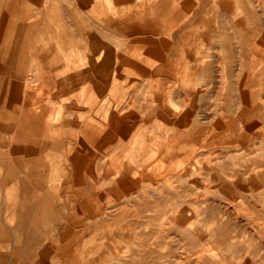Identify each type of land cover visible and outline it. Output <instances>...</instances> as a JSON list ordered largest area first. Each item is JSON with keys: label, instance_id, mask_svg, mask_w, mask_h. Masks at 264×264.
<instances>
[{"label": "rangeland", "instance_id": "1", "mask_svg": "<svg viewBox=\"0 0 264 264\" xmlns=\"http://www.w3.org/2000/svg\"><path fill=\"white\" fill-rule=\"evenodd\" d=\"M99 1L107 11H122L160 0ZM188 1L168 0L170 4H187ZM195 1L198 0H193L192 8ZM226 1L230 3L227 13L219 12L216 0L203 3L215 29L212 35L215 40L194 39L193 29L186 35L187 41L191 39L188 48L196 56L207 55L206 60L213 64L193 80H185L204 90L202 96L195 99L199 110L191 112L190 117L195 119L194 126L200 128L201 134L210 135L216 120L237 110L240 99L237 93L230 91L229 81L235 83L249 77L247 81L263 105L260 113L254 112L251 116L254 126L249 127L250 134L244 136L250 137L237 146L234 134L230 132L219 137L220 140L197 136L195 149L193 141L175 146L167 142L163 146L166 150L160 147L161 153L151 156L145 163L138 156L139 147L144 142L148 145L146 140L151 137L139 130V119L135 115L139 98L149 97L158 85L156 79L139 81V88H136L138 73L125 63L116 62L121 73L113 81L106 84L95 81L93 86L95 77L91 69H87L89 72L71 70L80 59L73 48L64 57L69 70L62 80L69 78L68 87L60 92L59 88L46 86L53 79L57 81L55 78L59 79L60 72L51 75L44 72L41 60L22 47L20 55L18 50L15 53L11 48L10 24L0 26V38L8 40L5 56L0 55V111L10 112L6 106L17 105L23 111L29 105L34 107L35 127L37 125L36 131L40 133L31 136L19 126L15 115L5 119L10 114L0 113V264H74L77 260L80 264H264V184L258 186L253 180L254 175L264 174V142L258 138L264 133V0ZM63 5L68 7V2ZM243 6L252 7V21L247 20ZM107 11L101 9L98 13L107 18ZM232 20L244 21L243 39L247 41V47L237 42ZM50 21L52 23L54 18ZM222 29L227 31L228 39L234 44L232 53L223 48ZM14 35H17L16 31ZM114 38L111 45L107 40L99 41L100 48L115 50L121 47L129 53L127 58L130 55L137 59L146 56L145 47L139 43V34L133 32L128 38L117 33ZM252 48L260 52L254 72L246 68L253 58ZM168 49L174 57L172 43ZM224 54L232 57L230 69L220 64ZM76 59L77 64H73ZM153 62L151 59L147 64ZM158 79L162 89L173 86L174 79L164 75ZM91 91L96 93L97 110H88L89 113L82 115L79 112L85 106L76 105L74 99L85 100L83 103L91 101V98L86 99ZM60 96L69 101L60 100ZM218 96L222 97L220 110L216 104L209 105ZM12 97H19V103H12ZM168 104L175 112L183 109L181 99H172ZM156 108L153 117L159 119L160 111ZM250 115L245 116V123ZM42 116L46 118L43 123L39 122L43 121ZM98 116L108 122L110 133L115 132L105 137L104 142L99 140L101 143L94 145L98 140L90 129L94 117ZM232 126L234 128L235 124ZM124 127L132 133L121 135ZM157 127L161 131L170 128L165 121H160ZM190 149L194 151L190 152ZM175 152L180 153L179 156ZM37 154L41 156L37 157ZM148 174L156 177V183L142 181ZM130 175L134 179L132 183L135 182L129 185L133 192L127 199L123 198L122 187L114 186L110 179L116 177L117 181L125 183L124 177ZM201 229L205 233H201ZM198 234H203L202 238L199 239Z\"/></svg>", "mask_w": 264, "mask_h": 264}, {"label": "crops", "instance_id": "2", "mask_svg": "<svg viewBox=\"0 0 264 264\" xmlns=\"http://www.w3.org/2000/svg\"><path fill=\"white\" fill-rule=\"evenodd\" d=\"M65 1L68 2V7L66 5H63ZM87 1L89 2V0H0V26L2 27L5 22L10 24L11 48H13V51L15 53L18 50V55H20L21 52H19V49L21 47L23 50H25V52L29 53L30 51L31 55L37 57L39 61L42 59L40 63L41 70L46 73H55V71L60 72L61 75L59 74V79H61L62 77L64 78L68 76V63L64 58L69 53L68 51L74 48V51L78 55H80V48L77 45L78 42H82L84 38V35L80 33V29L82 28L81 26H83L82 24L89 22L86 19L88 17L84 11V4L88 6V9L89 7L92 8L93 11L99 12L101 9L107 11L102 7V4L99 0H90L91 3H87ZM204 1L205 0L195 1L196 4L194 8H192L193 0H189L187 4L183 2L178 4H170L168 0H160L156 1L152 5L144 3L140 6L128 7L126 9H123L124 11H126L125 13L123 10L122 13L118 10H108L106 12L107 18L104 19V17H102L104 21L96 18L95 16L90 17V21L92 20V31L89 32V38L95 41V44H97L98 46H100L101 42L99 41L101 40H107L111 45L113 39H115V34L117 33L128 36V38H130L132 33L135 32L139 34V43L145 47L146 56H141L139 59L132 57L131 55L129 58H127L126 56L129 55V53H127L126 50L121 49V47L115 50L106 48L111 51L112 56L105 62H98L94 64L91 69L92 75L96 77L94 78L93 86L95 85V81H99L98 83L102 84H106L111 80L113 81V79L121 73L120 68L118 70V67H116V62L120 64L125 63V66L131 67L138 73V82L134 85V87L136 88H139V81L141 82L145 79H156L158 83L157 87H154L151 90L149 97L141 98L143 100L139 98L138 107L136 108L137 112L135 111V117L139 119V130H141L143 134L150 135L151 137V140H146L147 143L149 142L148 145H145L144 142L143 144H140L139 147L138 156L140 157V159L142 158L143 163H145L144 161H150L151 156L154 157V155L157 156V154H160L161 148L165 149L163 146H166L167 142L171 143L172 146H175L177 144L180 145L186 141H193L192 145H194L195 149L194 141L195 137L197 136H211L216 138V140H220L219 137L222 138L224 135H227L230 132V134H234L236 145L238 146L239 143H242L244 139L248 140L250 137L247 136L245 138L244 136L245 134H250V131H248V129L249 127L252 128L254 126V124L251 122V116L253 115V113L257 111L260 113L261 110H263V105H260L259 99L256 98L255 91L251 89V83H248L247 81L249 77H244L241 81L235 83L230 80L228 85L230 91L232 93H237L238 98L240 99L235 113L232 115H227L224 118H221V116V119L216 120L215 124L212 127L213 129L210 135L201 134L200 128L194 126L195 119H191L190 115L191 112H197L199 110L200 107L195 105L194 102L196 101L195 99L197 97L202 96L204 90L194 83L191 84L190 82H185V80H193L194 77L200 75V72H202V70H209L213 66V64L210 60H206L207 55L195 56V54L188 48V44L190 43L191 39L190 41H187L186 34L192 28L195 31L194 39H199L201 41H209V39L215 40L212 36L215 29L212 28L211 19L207 17L208 11L206 10L205 12L203 8ZM216 2L219 7V12L228 11L230 5L228 1L216 0ZM195 7H198V9H195ZM242 10L247 15V20L249 22L252 21L254 15L252 7L243 6ZM75 13L77 16H75ZM51 18H54V21L52 23L50 21ZM243 22L244 21L236 22L232 20V27L236 31L237 42L243 47H247L246 45L248 43L243 39ZM15 31L17 32V35H14ZM221 33L224 34L223 40L222 38H220L224 42L223 48L232 53L231 49L234 47V44H231L230 38L228 39L229 35L227 34V31L225 29H222ZM165 34H168V37H165ZM68 40H74L76 42V46L69 47ZM7 42L8 40L6 38H0V55L2 54V56H5V52L7 51ZM171 43L173 44V48L175 49L174 54L176 53L172 61V56H170L171 53L169 55L168 49ZM250 51L253 55V58L252 61L247 64L246 68L248 69V71L254 72L256 69V63L259 60L257 56L260 52L254 48L250 49ZM151 59H154L155 62L151 63L152 65L147 64V62ZM201 59H205V61H201ZM226 59L229 60L227 61ZM230 61L232 62L230 63ZM76 62H78V59H76ZM220 64L223 65L224 68H227V66L229 65V69L230 67H233V60L231 58V55L229 54V56H227V54H224L223 59L220 60ZM196 70L199 73H197ZM76 71L78 72V70ZM163 75L166 78L174 79L173 81L176 80L177 83L173 82V86L167 90L162 89L159 85L158 77ZM227 78L230 79V75L228 76L227 74ZM62 79L60 81H63ZM56 80H58V77H56ZM244 81H246V83ZM151 86L153 87V84ZM65 87L67 88V83H65ZM158 96L160 97L159 99ZM94 97L97 98L96 93ZM65 98L66 97L64 96H60V100L65 101ZM175 98L181 99L183 109L180 112H175L168 106V102ZM18 99L19 97H15V99L13 98L12 103L15 102L16 104H18ZM221 99L222 97L218 96L217 98H214L215 101L213 103H210L209 105H219L218 109L220 110ZM130 102L131 101L129 100V103ZM156 106L160 111L159 119L153 117L156 116V113H154V108H156ZM248 111L251 115L250 117H248V122L246 121L245 123V116L247 115L246 113H248ZM1 113L10 114L6 116L5 119H12L14 115L17 119V117L19 116V111H15L13 113L12 111ZM149 113L151 114V116ZM96 118L97 119H94V123L97 128H100L99 125L102 123L103 125H105V129H107V132L103 133L101 130L96 131L94 125L91 133L93 134V136L97 137L98 140V143L94 145H98L99 143L104 142L105 137L110 136L111 134H113V132H115H109L110 127L107 121L98 119L101 118L100 116ZM160 121L167 122L168 125H170V128H168V130L166 131H161L160 127H157V125L160 124ZM127 122L128 121H126L125 124H127ZM233 124H235L234 128L232 126ZM126 132L132 133L131 129L128 130V127H124L121 135L126 134ZM156 136H158L159 138H156ZM258 138L262 142H264V133L262 135H259ZM108 145H104L103 147L106 148L108 147ZM194 149H190V152L194 151ZM175 153L177 156H179L178 152ZM165 155L169 156V153H166ZM144 158L147 160H145ZM117 160L118 157H116V162ZM127 165L128 164H125L124 166ZM171 165L174 166V164ZM193 165L195 166V164ZM150 176L151 175L148 174V178L146 177L145 179H143V181L148 179L153 184L156 183V177ZM125 177V183L117 181L115 179L116 177H113L114 179L110 180L111 183L115 184L114 186L118 185L122 187L124 191L123 198L128 199L130 196V192L132 191L131 188H129V185H131L133 179L131 178V176H129L128 178ZM253 177L254 183L258 186L259 184H264V174H257V176L254 175ZM102 179L103 181L106 180L105 177H102ZM125 190L129 192H126ZM115 196L117 197V195ZM74 264H80V261L77 260L76 262H74Z\"/></svg>", "mask_w": 264, "mask_h": 264}, {"label": "bare ground", "instance_id": "3", "mask_svg": "<svg viewBox=\"0 0 264 264\" xmlns=\"http://www.w3.org/2000/svg\"><path fill=\"white\" fill-rule=\"evenodd\" d=\"M89 2H90V0H89ZM88 1H87V3H89ZM91 3V2H90ZM2 4H4V3H2ZM84 6H85V9H84V11H85V13H86V15H87V17L89 18H86L89 22L88 23H84V24H82L83 26H81L82 28L80 29V27H79V29H80V33L82 34V35H84V38H83V40H82V42H78V47L80 48V55H79V57H80V59H79V62H78V64H77V62L75 61L73 64H77V66H74V67H72L71 68V70L72 71H74V69H77L78 70V72H83V69L84 70H87L88 68L89 69H92V66L94 65V64H96V63H98V62H105L107 59H109L111 56H112V53H111V51H109L108 49H106V48H104V49H101L100 48V46H98L97 44H95L96 42L95 41H93L92 40V42L90 43L89 42V32H91L92 31V24H91V21H90V17L91 16H95L96 18H99V19H101V20H103L104 21V19H106V17L103 19L100 15H99V13L97 12V11H93V9L92 8H90L89 7V9H88V6L86 5V4H84ZM72 8V7H71ZM84 8V7H83ZM99 9V8H98ZM2 10V9H1ZM22 10V9H21ZM139 10V9H138ZM14 11V10H13ZM124 11V10H123ZM136 11V10H135ZM134 11V12H135ZM2 12V11H1ZM126 11H124V13H125ZM202 12V11H201ZM73 13V12H72ZM121 13H122V11H121ZM132 13H133V11H132ZM17 14H18V12H17ZM23 14V13H22ZM129 14V13H128ZM200 14V13H199ZM119 15V14H118ZM130 15V14H129ZM201 15V14H200ZM15 16V15H14ZM28 16V15H27ZM75 16H77L76 15V13H75ZM74 16V17H75ZM202 16V15H201ZM198 17V16H197ZM119 18V17H118ZM201 18V17H200ZM11 19V18H10ZM9 19V20H10ZM14 19V18H13ZM79 19V18H78ZM198 19V18H197ZM202 19V18H201ZM8 20V19H7ZM119 20V19H118ZM4 21H6V20H4ZM3 21V22H4ZM113 21V20H112ZM199 21V20H198ZM2 22V23H3ZM78 22V21H77ZM165 22V21H164ZM197 22V21H196ZM6 23V22H5ZM118 23V22H117ZM80 24V23H79ZM163 24H165V23H163ZM81 25V24H80ZM112 25V24H111ZM110 25V26H111ZM182 25V24H181ZM191 27H193V26H191ZM121 28V27H120ZM119 28V29H120ZM180 28V27H179ZM192 29V28H191ZM6 31V30H5ZM162 32V31H161ZM8 33V32H7ZM181 33V32H180ZM6 35V34H5ZM179 35V34H178ZM187 35V34H186ZM200 37H202V36H200ZM199 37V38H200ZM182 38V37H181ZM127 39V38H126ZM148 39V38H147ZM179 39H180V37H179ZM179 39H178V41H179ZM91 40V39H90ZM152 40V39H151ZM183 40V39H182ZM140 41V40H139ZM177 41V42H178ZM142 42V41H141ZM206 42V41H205ZM175 44V43H174ZM183 44V43H182ZM68 45H69V47L70 46H72V47H75L76 46V42L74 41V40H68ZM43 47H45V46H43ZM177 49V48H176ZM10 50V49H9ZM40 51V50H39ZM177 51V50H176ZM10 53V52H9ZM38 53V52H37ZM36 53V54H37ZM176 54V53H175ZM188 54V53H187ZM2 55V54H1ZM170 55V54H169ZM172 56V55H171ZM190 56V55H189ZM196 56V55H195ZM198 58V57H197ZM232 58V57H231ZM4 59V58H3ZM42 60V59H41ZM173 60V57H171V61ZM231 60V59H230ZM1 61V60H0ZM7 61V60H6ZM168 61V60H167ZM43 62V61H42ZM45 62V61H44ZM232 61H230V63H231ZM10 63H11V61H10ZM13 63V62H12ZM1 64V63H0ZM3 64H5V63H3ZM173 64H175V63H173ZM152 65V64H151ZM1 66V65H0ZM12 66V65H11ZM230 66V65H229ZM175 67V66H174ZM177 67V66H176ZM201 67V66H200ZM8 68V67H7ZM15 68V67H14ZM171 68V67H170ZM16 69V68H15ZM169 69V68H168ZM168 69H166V70H168ZM172 70V69H171ZM197 71V70H196ZM7 72H8V69H7ZM31 72V71H30ZM87 72H89L88 70H87ZM171 72H173V71H171ZM10 73L11 72H9V75H10ZM13 73V72H12ZM16 73V72H15ZM72 73H74V72H72ZM182 73V72H181ZM197 73H199L198 71H197ZM50 74V73H49ZM69 74H71V73H69ZM78 74V73H77ZM76 74V75H77ZM175 74V73H174ZM51 75V74H50ZM54 75V74H53ZM72 75V74H71ZM85 75V74H84ZM153 75V74H152ZM70 76V75H69ZM78 76V75H77ZM89 76V75H88ZM83 77V76H82ZM90 77V76H89ZM92 77V76H91ZM94 77V76H93ZM102 77V76H101ZM55 78V77H54ZM96 78V77H95ZM56 79V78H55ZM62 79V78H61ZM61 79H58L57 81H55L54 79L51 81V84H47L46 86L47 87H50V86H52V89H55V88H59L60 90V92H62L63 90H65L66 89V87H65V83H67V87H68V80H69V78H66L65 80H63V81H60ZM86 79V78H85ZM91 79V78H90ZM99 79V78H98ZM172 79V78H171ZM75 80V79H74ZM86 80H88V79H86ZM89 81V80H88ZM53 82V83H52ZM82 82V81H81ZM97 82H99V81H97ZM105 82V81H104ZM173 82H175V81H173ZM179 82V81H178ZM245 83H246V81H244ZM77 85V84H76ZM239 85V84H238ZM241 85V84H240ZM247 85H249V84H247ZM78 87V86H77ZM248 87V86H247ZM250 87V86H249ZM113 88V87H112ZM242 88V87H241ZM245 88V87H244ZM75 89H76V87H75ZM78 89V88H77ZM87 90H88V92H89V88H87ZM250 90V89H249ZM68 91V90H67ZM234 92V91H233ZM252 93V92H251ZM62 94V93H61ZM29 95V94H28ZM108 95V94H107ZM56 96V95H55ZM252 97V96H251ZM28 98V97H27ZM91 98V101H89L88 100V102H86V103H83V102H85V100H83V101H81V100H78V99H74V101H75V103H76V105L77 104H81L82 106H85V109H83L81 112H79V113H81L82 115H85V114H87V113H89V112H87L88 110H91V112H94V111H96L97 110V101L95 100L96 98L94 97V91H91V93H88V96L86 97V99H90ZM160 97L158 96V99H159ZM10 99V98H9ZM8 99V100H9ZM7 100V99H6ZM28 100H30V99H28ZM105 100V99H104ZM108 100V99H107ZM163 100V99H162ZM162 100H161V102H162ZM26 101V100H25ZM69 101V99H66L65 100V102L67 103ZM160 101V100H159ZM189 101V100H188ZM43 102V101H42ZM110 102V101H109ZM254 102V101H253ZM169 103V102H168ZM195 103V102H194ZM74 104V103H73ZM84 104V105H83ZM162 104V103H161ZM164 104V103H163ZM24 105H25V103H24ZM28 105V104H27ZM26 105V106H27ZM45 105V104H44ZM47 105V104H46ZM49 105V104H48ZM72 105V104H71ZM78 105V106H79ZM169 106V105H168ZM219 106V105H218ZM13 107V108H12ZM25 107V106H24ZM163 107V106H162ZM213 107V106H212ZM77 108V107H76ZM192 108H194V107H192ZM198 108V107H197ZM5 109H7V110H9L10 109V111H12V112H15V111H19V116L17 117V122L19 123V126L23 129V130H25V131H27V133H29V135H31V136H36V135H38V134H40L38 131H36V130H38L39 128H37V125H36V127H35V119L33 118V112H35L34 110H35V108L34 107H30V105L26 108V111H23V110H20V107H18L17 105L16 106H6L5 107ZM81 109V108H80ZM180 109V108H179ZM67 110V109H66ZM86 110V111H85ZM155 110V109H154ZM153 110V111H154ZM194 111V110H193ZM251 111V110H250ZM90 112V113H91ZM253 112V111H252ZM251 112V113H252ZM1 113V112H0ZM49 113V112H48ZM248 113H249V111H248ZM2 114V113H1ZM150 114V113H149ZM161 114H162V112H161ZM180 114V113H179ZM178 114V115H179ZM194 114V113H193ZM247 114V113H246ZM167 115V114H166ZM238 115V114H237ZM150 116H151V114H150ZM164 116V115H163ZM39 117V116H38ZM43 117V118H42ZM42 117H40V119H43V121H39V122H41V123H43V122H45V117L44 116H42ZM107 117V116H106ZM176 117H178V116H176ZM239 117V116H238ZM35 118H36V116H35ZM48 118V117H47ZM150 118V117H149ZM242 118V117H241ZM71 119H73V118H71ZM80 119V118H79ZM94 119H97L96 117H94ZM10 120V119H9ZM70 120V119H69ZM139 121V120H138ZM120 122V121H119ZM2 124V123H1ZM186 124V123H185ZM45 125V124H44ZM94 125H95V123L94 124H92L91 126V129L90 130H92V128L94 127ZM143 125V124H142ZM83 126H86V123H85V125H83ZM123 126V125H122ZM170 126V125H169ZM172 126H174V125H172ZM172 126H171V128H172ZM99 127L100 128H97V126L95 125V130L96 131H99V130H101L103 133L104 132H107V129H105V125H103L102 123L99 125ZM15 128V127H14ZM37 128V129H36ZM80 128V127H79ZM177 128V127H176ZM153 129V128H152ZM43 130V129H42ZM119 130V129H118ZM7 132V131H6ZM83 132V131H82ZM90 132V131H89ZM117 132V131H116ZM120 132V131H119ZM11 133V132H10ZM162 133V132H161ZM136 137V136H135ZM87 138V137H86ZM117 139V138H116ZM116 141V140H115ZM50 144V143H49ZM45 145H46V143H45ZM49 146V145H48ZM99 148V147H98ZM163 150V149H162ZM229 150H230V148H229ZM115 152V151H114ZM113 153V152H112ZM10 154V153H9ZM180 154V153H179ZM38 155H40L41 156V154H37L36 156L38 157ZM10 156V155H9ZM163 156V155H162ZM35 157V156H34ZM40 158V157H39ZM39 158H37V159H39ZM41 161V160H40ZM119 161V160H118ZM8 163V162H7ZM164 164H165V162H163ZM169 163V162H168ZM167 163V164H168ZM67 164V163H66ZM68 164H70V167H71V163H68ZM166 164V165H167ZM180 164V163H179ZM183 164V163H182ZM92 165V164H91ZM208 165V164H207ZM42 167V166H41ZM88 167V166H87ZM177 167V166H176ZM188 167V166H187ZM13 168H15V167H13ZM36 168V167H35ZM40 168V167H39ZM67 168V167H66ZM109 168V167H108ZM166 168V167H165ZM179 168V167H178ZM34 169V168H33ZM68 169V168H67ZM181 169V168H180ZM179 169V170H180ZM14 170V169H13ZM40 170V169H39ZM96 170V169H95ZM124 170V169H123ZM127 170V169H126ZM170 170V169H169ZM178 170V171H179ZM6 171V170H5ZM12 171V170H11ZM42 170H40L39 172H41ZM51 171V170H50ZM130 171V170H129ZM132 171V170H131ZM152 171V170H151ZM176 172H177V170H175ZM191 171V170H190ZM189 171V172H190ZM9 172V171H8ZM88 172V171H87ZM161 172V171H160ZM248 172V171H247ZM20 173V172H19ZM50 173V172H49ZM109 173V172H108ZM174 173V172H173ZM191 173V172H190ZM241 173V172H240ZM67 174H69V173H67ZM95 174V173H94ZM132 174V173H131ZM186 174V173H185ZM4 175V174H3ZM2 175V176H3ZM20 175V174H19ZM88 175V174H87ZM98 175V174H97ZM125 175H126V173H125ZM151 175V174H150ZM153 175H155V174H153ZM192 175V174H191ZM240 175V174H239ZM44 176H46L45 174H44ZM127 176V175H126ZM131 176V175H130ZM246 176V175H245ZM47 177V176H46ZM45 177V178H46ZM88 177V176H87ZM138 177V176H137ZM151 177V176H150ZM153 177V176H152ZM68 178V177H67ZM80 178V177H79ZM126 178V177H125ZM138 178H140V177H138ZM143 178V177H142ZM148 178V177H147ZM165 178V177H164ZM43 179H44V177H43ZM47 179V178H46ZM137 179V178H136ZM211 179V178H210ZM1 180V179H0ZM53 180V179H52ZM88 180V179H87ZM134 180V179H133ZM159 180H160V178H159ZM46 181V180H45ZM47 181H49V179L47 180ZM46 181V182H47ZM143 181V180H142ZM147 181H148V179H147ZM135 182V181H134ZM133 182V183H134ZM138 182V181H137ZM144 182H145V180H144ZM88 183H90V182H88ZM133 183H131V184H133ZM139 183V182H138ZM90 184H92V183H90ZM98 184V183H97ZM114 184V183H113ZM140 184V183H139ZM142 184H143V182H142ZM42 185V184H41ZM49 185V184H48ZM47 185V186H48ZM93 185V184H92ZM120 185V184H119ZM129 185V184H128ZM4 186V185H3ZM84 186V185H83ZM139 186H141V185H139ZM155 186V185H154ZM136 187H138V186H136ZM9 188H11V187H9ZM77 188V187H76ZM82 188V187H81ZM107 188V187H106ZM134 188V187H133ZM38 189V188H37ZM80 189V188H79ZM86 189H88V188H86ZM126 189V188H125ZM13 190V189H12ZM77 190V189H76ZM104 190V189H103ZM130 190V189H129ZM105 191H106V189H105ZM114 191V190H113ZM123 191V190H122ZM126 191V190H125ZM4 192H5V190H4ZM14 192V191H13ZM91 192V191H90ZM126 192H129V191H126ZM133 192V191H132ZM59 193V192H58ZM131 193V192H130ZM4 194V193H3ZM14 195V194H13ZM113 195V194H112ZM63 196V195H62ZM66 196V195H65ZM111 196V195H110ZM6 197V196H5ZM11 197H13L14 198V196H11ZM17 197V196H16ZM115 197V196H114ZM13 198H11V199H13ZM17 198H19V197H17ZM63 198V197H62ZM73 198H75V197H73ZM119 198V197H118ZM4 200V199H3ZM90 200V199H89ZM117 200V199H116ZM13 201V200H12ZM16 201H17V199H16ZM4 202V201H3ZM18 202V201H17ZM76 202V201H75ZM79 202V205H81L80 204V200L78 201ZM77 202V203H78ZM87 202V201H86ZM71 203H73V201H71ZM82 203V202H81ZM93 203V202H92ZM74 204V203H73ZM72 204V205H73ZM94 204V203H93ZM4 205H6V203L4 204ZM18 205V204H17ZM68 205V204H67ZM4 207V206H3ZM74 207H75V205H74ZM72 208H73V206H72ZM71 208V209H72ZM18 209V208H17ZM70 209V210H71ZM94 208H92V210H93ZM184 209V208H183ZM182 209V210H183ZM230 209V208H229ZM258 209V208H257ZM256 209V210H257ZM3 210V209H2ZM5 210V209H4ZM81 210V209H80ZM161 211H162V209H160ZM165 210V209H164ZM234 210V209H233ZM185 211V210H184ZM231 211H232V209H231ZM230 211V212H231ZM18 212V211H17ZM73 212V211H72ZM190 212V211H189ZM4 213H5V211H4ZM11 213H13V212H11ZM163 213V212H162ZM233 213V212H232ZM258 213V212H257ZM224 214V213H223ZM260 214V213H259ZM12 215V214H11ZM10 215V216H11ZM183 215V214H182ZM190 215V214H189ZM13 216V215H12ZM166 216V215H165ZM16 217H17V214H16ZM96 217V216H95ZM162 217H163V214H162ZM175 217V216H174ZM173 217V218H174ZM179 219H180V221H182L181 220V217H179V216H177ZM12 218V217H11ZM186 218V217H185ZM193 218V217H192ZM13 219H15V218H13ZM18 219H19V217H18ZM88 219V218H87ZM95 219V218H94ZM93 219V220H94ZM17 220V219H16ZM28 220V219H27ZM91 220V219H90ZM129 220V219H128ZM65 222V221H64ZM165 222V221H164ZM127 223V222H126ZM180 223V222H179ZM187 223V222H186ZM193 223V222H192ZM16 224V223H15ZM261 224V223H260ZM181 225H183L182 223H181ZM192 225H194V224H192ZM259 225V224H258ZM158 226V225H157ZM58 227V226H57ZM106 227V226H105ZM164 227V226H163ZM164 229V228H163ZM110 230H111V228H110ZM62 231V230H61ZM107 231V230H106ZM195 231V233H196V230H194ZM112 232V231H111ZM114 232V231H113ZM129 232V231H128ZM201 233H205V231H204V229L202 230L201 229ZM208 233V232H207ZM236 233V232H235ZM110 234V233H109ZM129 234V233H128ZM174 234V233H173ZM111 235V234H110ZM117 235V234H116ZM116 235H114V237L116 236ZM119 235V234H118ZM124 235V234H123ZM202 236H203V234H198V238L200 239V238H202ZM207 236V235H206ZM135 237V236H134ZM118 238V237H117ZM133 238V237H132ZM131 238V239H132ZM130 239V240H131ZM155 239V238H154ZM133 240V239H132ZM227 240V239H226ZM106 241V240H105ZM112 241V240H111ZM182 243V242H181ZM160 244H161V241H160ZM116 245V244H115ZM127 248V247H126ZM222 248H223V246H222ZM107 249V248H106ZM114 249V248H113ZM182 249V248H181ZM141 251V250H140ZM110 252V251H109ZM197 252V251H196ZM105 253V252H104ZM105 254H107V253H105ZM125 254V253H124ZM180 254V253H179ZM194 254V253H193ZM247 255V254H246ZM245 255V256H246ZM180 256H182V255H180ZM200 257V256H199ZM98 258V257H97ZM112 258V257H111ZM108 259V258H107ZM188 259H189V257H188ZM181 260V259H180ZM191 260V259H190ZM199 260V259H198ZM230 261V260H229ZM183 262H184V260H183ZM205 262V261H204ZM197 263V262H196ZM203 263V262H202ZM232 264V263H231ZM239 264H243V262H241V263H239ZM249 264V263H248ZM253 264V263H252ZM262 264V263H261Z\"/></svg>", "mask_w": 264, "mask_h": 264}]
</instances>
